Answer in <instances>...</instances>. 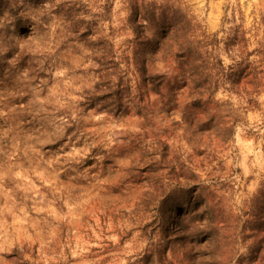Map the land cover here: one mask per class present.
<instances>
[{"label":"rangeland","instance_id":"rangeland-1","mask_svg":"<svg viewBox=\"0 0 264 264\" xmlns=\"http://www.w3.org/2000/svg\"><path fill=\"white\" fill-rule=\"evenodd\" d=\"M137 1L189 48L130 0H0V264H264V0Z\"/></svg>","mask_w":264,"mask_h":264},{"label":"trees","instance_id":"trees-1","mask_svg":"<svg viewBox=\"0 0 264 264\" xmlns=\"http://www.w3.org/2000/svg\"><path fill=\"white\" fill-rule=\"evenodd\" d=\"M130 3L132 9L130 18H133L131 20L135 22L136 17L143 16L146 17L148 24H154L155 22H157L156 26L160 30L158 34L161 38H165L167 35H169V32L172 31L179 35V31L182 28V25L189 23L188 20L184 23L183 21H181L182 18H185V15L179 8H176L174 5L161 3L159 4V6H153L151 10L146 7V12L143 13V7L139 5V2L137 0H130ZM179 36L182 37L181 46L184 47L183 49L187 50L189 48V45L191 44V41L183 35ZM148 41L143 42L140 47H136L133 50L134 55L138 61V70L143 74L146 72L145 54L147 43H149ZM161 45L162 40L159 39L155 43L154 48L159 49ZM192 55L190 53L188 54V57ZM212 81L213 80L210 79L211 83ZM90 107H92V105ZM209 210L210 212L212 211L211 208H209ZM249 211L250 218L247 219V226L245 228L246 230L248 229L247 237L254 239V247H256V251L258 252L259 250H264V182L261 184L253 198L250 200Z\"/></svg>","mask_w":264,"mask_h":264}]
</instances>
